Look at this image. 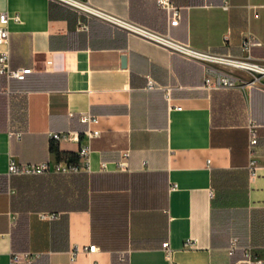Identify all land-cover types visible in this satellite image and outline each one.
<instances>
[{"label":"crops","instance_id":"0c3cea01","mask_svg":"<svg viewBox=\"0 0 264 264\" xmlns=\"http://www.w3.org/2000/svg\"><path fill=\"white\" fill-rule=\"evenodd\" d=\"M170 1L177 24L156 0H0L11 17L0 53L9 69L31 68L23 79L0 71V264L12 250L32 253L23 264H245L233 238L264 258V76L208 90L201 61L125 28L264 66V0ZM247 33L259 44L244 50ZM249 119L259 124L253 176ZM69 131L72 140L51 138ZM83 145L91 152L78 172H8L13 160L54 164Z\"/></svg>","mask_w":264,"mask_h":264},{"label":"built area","instance_id":"2783aa9c","mask_svg":"<svg viewBox=\"0 0 264 264\" xmlns=\"http://www.w3.org/2000/svg\"><path fill=\"white\" fill-rule=\"evenodd\" d=\"M158 5L171 11L172 19L171 24H177L180 19L179 9L171 3L170 0H156ZM78 7L86 11L87 14L91 16H97L104 18L99 11L92 9L85 2L76 3ZM11 17L7 12L0 13V44L7 43L10 37V31L8 28V23ZM14 19L19 20L18 15L14 16ZM108 21L114 22L113 18H104ZM136 26V28L134 27ZM125 28L132 32L143 35L149 39L155 40L163 45L168 46L172 51L179 52L187 58L196 59L201 61L205 66V78L204 87L208 90H222V89H232L239 88L245 85H259L263 82L260 78L261 72L259 69H264V66L260 63L248 57H233L230 55H221L211 51H201L190 47L187 44L180 43L171 39L170 37L160 35L146 29L144 27L138 26L134 23H127ZM259 44V40L251 33H247L243 36L241 45L244 50ZM234 69L248 71L252 74L254 72L259 73V75H254L253 78H246L238 75L234 72ZM0 71L8 73L9 76L17 77L23 79L27 73L31 71L30 67H19L16 69L8 68V54L7 52L0 53ZM160 87L155 81L150 80L148 83V88ZM166 91L167 98L170 99L172 87H164ZM173 107L180 109L181 105L175 104ZM80 120L83 123H93L98 120L96 115L91 113H81ZM248 151L250 156V162L248 165L250 175L255 174L257 168V151L259 145V124L253 120L249 119L248 124ZM99 130H91L88 128L85 130L86 136L91 139L99 135ZM75 136L73 132H56L51 134V138L55 142H61L64 140H72ZM91 152L90 145H83L76 152L78 159L73 161L70 157L63 153L57 163L52 164L49 161H42L38 163H22L13 160L9 163L8 172L11 175H34V174H48V173H72L78 172L83 167H86L89 161V155ZM59 213L46 211L42 213L45 218H55ZM196 244V240L192 238H187L185 240V247H193ZM163 248L166 251L167 256L171 254V247L169 242L163 243ZM237 248H242L243 258L242 262L245 264H264V258L259 255V253L252 246L238 245L237 238H233L229 247L230 253ZM97 250V245H89V251L94 252ZM77 254V250L73 252V258ZM32 256L29 251H18L12 250L10 253V264H23L27 262Z\"/></svg>","mask_w":264,"mask_h":264},{"label":"trees","instance_id":"16d2710c","mask_svg":"<svg viewBox=\"0 0 264 264\" xmlns=\"http://www.w3.org/2000/svg\"><path fill=\"white\" fill-rule=\"evenodd\" d=\"M52 148L53 149L55 148V144H53ZM64 153H66L70 157V159L73 160V161H76L78 159V155H77L76 152L67 151V152H64ZM62 154L60 153L59 155L61 156ZM53 212H55V211H53Z\"/></svg>","mask_w":264,"mask_h":264},{"label":"rangeland","instance_id":"374dc122","mask_svg":"<svg viewBox=\"0 0 264 264\" xmlns=\"http://www.w3.org/2000/svg\"><path fill=\"white\" fill-rule=\"evenodd\" d=\"M254 75H259V73H257V72H254V74L250 73V78H253Z\"/></svg>","mask_w":264,"mask_h":264},{"label":"bare ground","instance_id":"6f19581e","mask_svg":"<svg viewBox=\"0 0 264 264\" xmlns=\"http://www.w3.org/2000/svg\"><path fill=\"white\" fill-rule=\"evenodd\" d=\"M259 70L261 72V76H260V78H261L262 76H264V69H259Z\"/></svg>","mask_w":264,"mask_h":264},{"label":"water","instance_id":"95a60500","mask_svg":"<svg viewBox=\"0 0 264 264\" xmlns=\"http://www.w3.org/2000/svg\"><path fill=\"white\" fill-rule=\"evenodd\" d=\"M126 63V56L124 55L123 56V64H125Z\"/></svg>","mask_w":264,"mask_h":264}]
</instances>
